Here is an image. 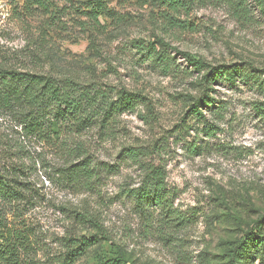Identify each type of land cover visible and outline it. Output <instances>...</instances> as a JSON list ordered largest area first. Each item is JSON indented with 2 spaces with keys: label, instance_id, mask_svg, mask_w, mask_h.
<instances>
[{
  "label": "rangeland",
  "instance_id": "374dc122",
  "mask_svg": "<svg viewBox=\"0 0 264 264\" xmlns=\"http://www.w3.org/2000/svg\"><path fill=\"white\" fill-rule=\"evenodd\" d=\"M97 3L104 10L95 20ZM182 3L172 11L161 0H51L48 10L28 14L23 0H0V67L142 96L110 129L78 137L100 170L88 191L64 188L53 169L65 158L0 109V169L21 146L35 169L28 176L40 197L20 219L37 233L38 260L59 255L66 236L98 234L96 220L82 224L72 215L85 211L111 241L98 236L75 264H264V241L250 260L233 258L264 217V0ZM177 50L206 66L195 70ZM219 67L238 74L217 79L213 105L194 117L189 107L204 92L201 78ZM131 147L146 151L144 167L163 168L173 209L187 224L162 230L136 212L125 191L140 187L145 171L126 155ZM5 212L17 221L15 210Z\"/></svg>",
  "mask_w": 264,
  "mask_h": 264
},
{
  "label": "trees",
  "instance_id": "16d2710c",
  "mask_svg": "<svg viewBox=\"0 0 264 264\" xmlns=\"http://www.w3.org/2000/svg\"><path fill=\"white\" fill-rule=\"evenodd\" d=\"M161 1L172 11H177L183 4L182 0ZM50 3L51 0H23V9L28 14L38 9L48 10ZM103 10L104 6L97 3L92 7L91 15L98 20ZM152 46L155 50L156 45ZM177 53L183 55L195 70L206 66L203 61L195 59L189 53L179 50ZM237 74L234 68L219 67L212 68L202 76L204 92L193 99L189 114L204 118L203 107L209 108L214 103L211 96L213 83L222 77L232 81ZM110 91L93 83H82L76 77H59L48 73L0 67V109L15 116L26 136L38 138L57 149L65 160L55 165L54 175L64 188L74 191L79 188L91 190L100 179V170L96 168L83 141L78 137L96 128L102 131L110 129L117 116L134 112L142 101L141 95L125 89L114 93L115 97ZM125 152L145 171L141 186L125 191V195L134 201L139 216L151 227L157 225L162 230L171 225L177 227L187 224L188 220L173 209L174 204L166 188L163 168L154 165L144 167L141 160L147 155L144 149L131 147ZM21 154L28 157L22 146L10 155L9 166L0 169V264H75L90 249L98 236L104 241H111L97 218L85 211L73 212L74 219L77 218L82 224L96 220L94 226L98 234L90 238L76 234L66 236L63 238L59 255L51 260H38L36 255H33L32 244V239L36 238L37 233L20 218L24 216L23 208L35 204L40 196L28 176L35 169L33 165H26L24 160L27 157L22 159ZM15 157L17 161L14 160ZM7 207L16 211V222L8 221L5 212ZM57 208L64 215L69 213L63 203ZM263 220L264 217L258 219L234 249L233 258L238 262L242 259L250 260L252 249L264 241ZM100 264L114 263L107 261Z\"/></svg>",
  "mask_w": 264,
  "mask_h": 264
}]
</instances>
